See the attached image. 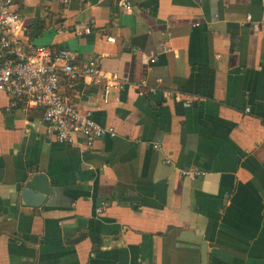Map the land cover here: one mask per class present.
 Returning <instances> with one entry per match:
<instances>
[{"label": "crops", "instance_id": "obj_1", "mask_svg": "<svg viewBox=\"0 0 264 264\" xmlns=\"http://www.w3.org/2000/svg\"><path fill=\"white\" fill-rule=\"evenodd\" d=\"M121 1L13 0L31 43L118 76L108 102L106 80L61 82L117 135L60 144L0 94V264H203L186 232L206 264H264V0Z\"/></svg>", "mask_w": 264, "mask_h": 264}, {"label": "built area", "instance_id": "obj_2", "mask_svg": "<svg viewBox=\"0 0 264 264\" xmlns=\"http://www.w3.org/2000/svg\"><path fill=\"white\" fill-rule=\"evenodd\" d=\"M119 4L125 10L131 9L128 0ZM248 19H251L250 15ZM85 31L89 33L90 29L87 27ZM109 40L114 41L113 38ZM75 62L74 51L54 50L31 43L26 34L25 19L14 8L13 0H0V94H6L14 107L23 104L27 108L43 110L49 140L90 150L98 140L105 136L115 137L117 132L113 127L100 126L89 112H81L76 104L64 99L61 82L82 76L95 82L106 80L103 99L108 102L110 91L118 86V76L111 74L109 77L96 58L85 61L81 66ZM175 97L178 99L179 96ZM107 205V202H102L97 213L101 214Z\"/></svg>", "mask_w": 264, "mask_h": 264}, {"label": "water", "instance_id": "obj_3", "mask_svg": "<svg viewBox=\"0 0 264 264\" xmlns=\"http://www.w3.org/2000/svg\"><path fill=\"white\" fill-rule=\"evenodd\" d=\"M49 192L50 189L47 183L46 176L42 173H39L34 175L27 182H25L24 189L22 192V199L28 205H38L45 200ZM184 238H188L202 244V259L203 264H206L208 256V247L203 238L201 236H197L193 232H186L184 234Z\"/></svg>", "mask_w": 264, "mask_h": 264}]
</instances>
